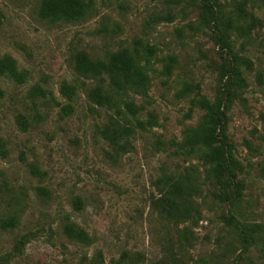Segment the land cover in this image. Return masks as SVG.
I'll use <instances>...</instances> for the list:
<instances>
[{
	"label": "rangeland",
	"instance_id": "obj_1",
	"mask_svg": "<svg viewBox=\"0 0 264 264\" xmlns=\"http://www.w3.org/2000/svg\"><path fill=\"white\" fill-rule=\"evenodd\" d=\"M43 1L0 0V60L11 57L25 76L0 74V264H116L136 253L140 264H264V239L244 244L238 231L264 224L262 1L246 0V19L261 20L252 35H235L234 51L250 66L222 50L202 22L206 0H82L79 18L57 21L39 16ZM218 1L229 13L243 0ZM123 48L139 53L151 77L148 95L128 96L151 123L124 148L102 133L114 111L88 97L95 86L110 89L109 77L83 75L75 65L79 51L106 61ZM64 82L77 90L70 112ZM199 94L221 101L228 119L241 183L228 197L183 148L185 127L203 115L192 104ZM190 167L203 183L197 212L170 219L154 207L162 179ZM12 217L17 223L5 225ZM68 223L90 242L70 238Z\"/></svg>",
	"mask_w": 264,
	"mask_h": 264
},
{
	"label": "trees",
	"instance_id": "obj_2",
	"mask_svg": "<svg viewBox=\"0 0 264 264\" xmlns=\"http://www.w3.org/2000/svg\"><path fill=\"white\" fill-rule=\"evenodd\" d=\"M262 5L264 6V0ZM247 1L243 0L236 4L234 12H226L223 4L218 0H206L204 3V13L202 22L209 27L222 50L233 54V57L240 63L248 66L251 61L234 51V41L236 36L248 38L260 23V18L252 16L246 19ZM86 5L82 0H44L39 16L45 20H71L79 18L85 11ZM232 13L242 17L245 21L237 24ZM2 12L0 9V17ZM236 33V34H234ZM236 35V36H235ZM145 49L150 52L152 47L146 45ZM134 56L128 48H123L112 53L108 60H94L86 52L79 51L75 56V65L78 72L87 76L107 75L110 79V89L95 86L88 92L89 99L96 105L107 107L114 111L107 123L104 125L102 133L104 137L114 145L132 136L136 128L145 130L151 122L141 120L138 115L141 106L129 99V92L134 91L144 96L148 95L151 77L144 64L140 62L139 53ZM0 74L6 75L14 80H24L25 76L17 67L16 62L11 57H4L0 60ZM236 78L242 84H246L241 76V71H235ZM186 89L190 91L191 87ZM41 91V89H39ZM62 94L67 97L69 103L66 105L67 112L72 111L71 102L76 95V86L64 82L61 86ZM3 91L0 88V98ZM192 104L203 111L199 122L194 126H186L183 131V148L186 153L196 156L206 167L208 179L217 181L223 189L220 195L227 196V189L236 184L237 192L240 191L241 183H236L237 164L234 158L228 134V119L223 108V103L219 100H210L199 94L193 98ZM131 117L136 122L133 126ZM153 117V116H152ZM155 117H153L154 119ZM124 142V141H123ZM264 175V168L262 170ZM162 188L159 196L154 201V207L164 216L173 220H183L192 217L197 212L195 197L200 193L203 183L199 182L197 171L194 167L178 176L169 175L162 179ZM231 198L239 196L237 193ZM215 196L216 193L214 194ZM10 221V222H9ZM14 226L17 223L15 217L5 222V225ZM65 233L72 239L83 243L90 242V236L83 228L68 223L64 226ZM240 239L244 244L250 243L256 238L264 239V224H240L238 227ZM127 261L121 260L116 264H140L142 255L126 256Z\"/></svg>",
	"mask_w": 264,
	"mask_h": 264
}]
</instances>
